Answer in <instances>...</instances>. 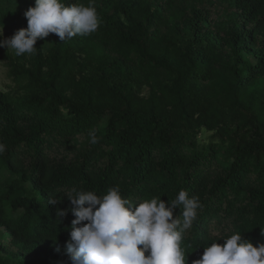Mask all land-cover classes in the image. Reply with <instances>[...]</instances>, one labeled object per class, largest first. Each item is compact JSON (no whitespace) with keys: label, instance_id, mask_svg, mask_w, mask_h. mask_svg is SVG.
Instances as JSON below:
<instances>
[{"label":"trees","instance_id":"16d2710c","mask_svg":"<svg viewBox=\"0 0 264 264\" xmlns=\"http://www.w3.org/2000/svg\"><path fill=\"white\" fill-rule=\"evenodd\" d=\"M93 3L96 32L67 42L50 33L30 57L9 55L0 264H71L74 217L56 220L69 201H48L72 187L104 195L118 185L137 202L167 203L182 189L199 197L187 264L217 232L264 244V0ZM0 15L7 29H25L14 11Z\"/></svg>","mask_w":264,"mask_h":264},{"label":"clouds","instance_id":"9594fccd","mask_svg":"<svg viewBox=\"0 0 264 264\" xmlns=\"http://www.w3.org/2000/svg\"><path fill=\"white\" fill-rule=\"evenodd\" d=\"M24 16L27 28L11 38L5 39L0 29V48L13 50L16 56L35 54L37 40L50 33L67 42L77 35L89 36L101 23L93 0L87 5L35 0ZM88 136L91 144L99 142L94 130ZM5 150L0 143V154ZM65 197L69 207H56ZM48 203L56 207L59 224L69 214L74 217L66 242L71 264H187L182 244L203 207L199 197H189L183 189L167 203L161 197L137 202L125 198L118 185L109 187L104 195L72 187ZM177 209L180 212L174 215ZM213 235L222 239L223 245L215 240L203 246L202 257L192 264H264V244L253 246L239 232Z\"/></svg>","mask_w":264,"mask_h":264},{"label":"rangeland","instance_id":"374dc122","mask_svg":"<svg viewBox=\"0 0 264 264\" xmlns=\"http://www.w3.org/2000/svg\"><path fill=\"white\" fill-rule=\"evenodd\" d=\"M33 7V6H31ZM29 7L21 2H17L15 0H0V9L3 10H11L16 13L17 20L16 25H21L23 28H27V20L24 16V12ZM1 20V15H0ZM0 29H3V37L5 39L11 38L15 32L18 30L12 28H6L0 22ZM9 55H15L13 50H8L5 48H0V87L3 89H7L9 87H15V83L10 78V57ZM30 57V54H27ZM144 95H146V90L144 91ZM15 264H22L20 262H16ZM53 264H61L59 262H54Z\"/></svg>","mask_w":264,"mask_h":264}]
</instances>
